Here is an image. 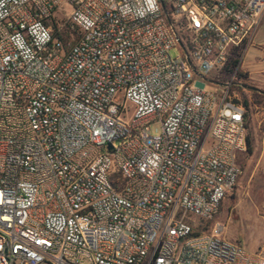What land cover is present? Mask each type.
<instances>
[{
	"label": "built area",
	"instance_id": "2783aa9c",
	"mask_svg": "<svg viewBox=\"0 0 264 264\" xmlns=\"http://www.w3.org/2000/svg\"><path fill=\"white\" fill-rule=\"evenodd\" d=\"M263 17L264 0H0V264H264L213 222Z\"/></svg>",
	"mask_w": 264,
	"mask_h": 264
},
{
	"label": "rangeland",
	"instance_id": "374dc122",
	"mask_svg": "<svg viewBox=\"0 0 264 264\" xmlns=\"http://www.w3.org/2000/svg\"><path fill=\"white\" fill-rule=\"evenodd\" d=\"M178 53L172 49L171 55ZM264 17L252 45L246 52L240 70L246 74L245 83L259 91H264ZM214 80L223 82V76L212 75ZM205 90L219 92L220 87L201 81ZM244 89V88H243ZM245 89L242 93L229 90V95L242 104L248 103L246 136L252 145V153L240 155L238 164L240 176L233 191L223 200L213 222L223 227V236L244 248L248 253H264V98L255 97ZM152 135L160 133V123L153 121L148 125ZM115 145L117 143L115 142Z\"/></svg>",
	"mask_w": 264,
	"mask_h": 264
},
{
	"label": "trees",
	"instance_id": "16d2710c",
	"mask_svg": "<svg viewBox=\"0 0 264 264\" xmlns=\"http://www.w3.org/2000/svg\"><path fill=\"white\" fill-rule=\"evenodd\" d=\"M235 63V61H233ZM233 63V64H234ZM246 78V74L244 72H242L241 70L237 71L236 74H235V81L234 83H238V84H241V85H246L245 83V79ZM232 91L233 90H236L239 94L242 93V91H244L245 89H243L242 87L240 86H233L230 88ZM253 95L255 97H261V98H264V95H260L256 92H253ZM237 103H240L242 104L240 101L238 100H235ZM243 107L245 109V114H244V119H245V127H247L246 123H247V113H246V110L248 109V103L246 101L243 102ZM245 149H246V153H249L251 154L252 153V145H251V141L249 139L248 136L245 137Z\"/></svg>",
	"mask_w": 264,
	"mask_h": 264
},
{
	"label": "water",
	"instance_id": "95a60500",
	"mask_svg": "<svg viewBox=\"0 0 264 264\" xmlns=\"http://www.w3.org/2000/svg\"><path fill=\"white\" fill-rule=\"evenodd\" d=\"M263 61H264V59H263ZM209 82L212 83V84H216L214 81H211V80H209ZM241 87L244 88V89L254 90V91L261 92V93L264 94V91H259L258 89L254 88V87H251V86L241 85ZM109 147H110V145H109Z\"/></svg>",
	"mask_w": 264,
	"mask_h": 264
}]
</instances>
